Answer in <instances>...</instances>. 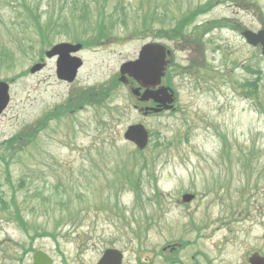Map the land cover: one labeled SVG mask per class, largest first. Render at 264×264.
<instances>
[{"label":"rangeland","instance_id":"rangeland-1","mask_svg":"<svg viewBox=\"0 0 264 264\" xmlns=\"http://www.w3.org/2000/svg\"><path fill=\"white\" fill-rule=\"evenodd\" d=\"M209 1L0 0V39L14 52L12 67L0 70V80H14L10 104L0 117V143L37 126L35 140L16 156L0 153V202L13 200L26 220H36L39 248L54 256L56 264H62L57 258L63 255L73 264L76 256L91 264L106 248L123 251L124 264H149V250L193 241L192 225L202 235L201 264H243L251 249L264 252V58L234 29H261L264 0H217L209 15L196 18L180 34L172 32L185 9ZM34 14L49 45L40 44ZM104 19L107 33L97 29ZM223 19L230 20V29L213 30L195 49L185 45L194 39L197 25ZM77 39L85 44L77 54L83 67L72 85L56 80L53 60L36 75L28 72L42 50ZM97 39L100 43L94 44ZM18 40L17 49L13 42ZM149 42L167 46L180 68L196 59L198 65L205 63L206 68L209 63L224 71L197 67L183 75L171 73L179 94L177 114L143 119L133 111L128 91L118 87L101 111L86 106L56 120L49 116L71 93L118 77L120 65L135 59ZM247 68L260 74H248ZM222 76L233 82L222 84ZM247 81L257 84L253 100L239 96L233 86ZM137 123L152 134L150 146L140 155L123 139L126 128ZM223 135L232 146L230 178L225 177L227 151L221 153L220 148ZM249 152V159L242 160ZM240 164L249 171L240 175ZM126 176L128 183H136L140 199ZM187 193L197 196L188 209L178 203ZM100 201L105 213L97 214ZM3 212L8 211L0 209ZM91 224L95 228L89 230ZM9 233L10 238L19 237ZM186 249L191 257L192 243ZM216 254L220 259L213 263Z\"/></svg>","mask_w":264,"mask_h":264},{"label":"water","instance_id":"water-1","mask_svg":"<svg viewBox=\"0 0 264 264\" xmlns=\"http://www.w3.org/2000/svg\"><path fill=\"white\" fill-rule=\"evenodd\" d=\"M243 37L247 41V44L262 46V53L264 56V29L258 33H252L251 31H245ZM81 49V45H71L67 43L54 46L47 52L46 57L51 59L54 56H58L56 63V76L59 80L71 83L74 81L78 69L82 66L80 59L72 57L71 54L77 53ZM166 50L163 46L158 44H147L141 48L138 59L136 61L124 63L120 67L121 79L125 82L126 76L133 78L140 87L145 88L141 100L148 101L153 100L160 105H164L165 109H170V106H166V103H172V94L168 93L169 89L162 87L158 91L152 92L149 89L160 85L161 78L163 76L164 67L166 65ZM44 67L43 64L34 65L30 72L32 74L40 71ZM10 86L8 83L0 81V115L6 109L10 97ZM137 90H133L137 93ZM124 139L135 144L140 150H144L148 142V133L141 125L129 126L125 131ZM122 256L119 252L114 250L106 251L103 258L98 264H121ZM45 264L43 259H38ZM251 264H264V259L259 257H252L250 259Z\"/></svg>","mask_w":264,"mask_h":264},{"label":"flooded vegetation","instance_id":"flooded-vegetation-1","mask_svg":"<svg viewBox=\"0 0 264 264\" xmlns=\"http://www.w3.org/2000/svg\"><path fill=\"white\" fill-rule=\"evenodd\" d=\"M166 76L162 80V85L169 86V80ZM135 86V84H134ZM170 87V86H169ZM143 92V91H142ZM177 98V97H176ZM148 106L153 108L155 105L152 102L148 103ZM135 108H140L139 105H135ZM2 218L3 221H0V232L3 235L0 239V264H35L34 256L37 252H39L41 249L39 248V241H40V230L38 229L39 226L36 222H29L25 226L23 223L16 222L17 218H21L20 214H3ZM96 224V223H95ZM95 224H91L89 227V230L91 228H95ZM197 228V225H193V230L191 231L193 233V241L189 242H181L178 245H166L162 247H157V249H151L148 251L147 259L150 260L149 264H156V261H161L160 264H201L202 253L200 252V239L199 235L200 231ZM9 231H12L19 235L17 239L10 238L11 235ZM192 243L194 247L193 255L190 257L189 251L186 249L187 245ZM35 244H37L35 246ZM96 244L91 246L92 248L95 247ZM197 246V247H196ZM219 248V247H218ZM83 249L80 248L78 250V254H82ZM253 253H258L260 256L264 257V253L253 251ZM103 254V252H102ZM100 254V256H102ZM54 260V256L51 254L49 255ZM100 256L91 264H96ZM178 256V258H177ZM76 256L75 258V264H85L81 262ZM248 257V255L245 257V259ZM65 255L59 256L57 259H59L62 264H73V260H69V258H66ZM177 259V260H176ZM220 256L218 254L213 257L211 260L212 262L216 263L215 260L219 261ZM208 259H205L204 262H207ZM245 261V260H244ZM244 263V262H243ZM55 264V261H54ZM159 264V263H158Z\"/></svg>","mask_w":264,"mask_h":264},{"label":"trees","instance_id":"trees-1","mask_svg":"<svg viewBox=\"0 0 264 264\" xmlns=\"http://www.w3.org/2000/svg\"><path fill=\"white\" fill-rule=\"evenodd\" d=\"M23 8L26 10V12H28V14L32 15V9L30 8V5L25 4L23 5ZM199 13H202V12L200 11ZM33 18H34L36 27L39 28V31H40L39 34H41L42 36V41L40 44L43 46L49 45L46 42L47 40L43 37L42 27L38 23L35 14ZM13 43L17 46V49L20 48L19 44H21V40L14 41ZM9 44H12V42H9ZM13 60H14V52L11 50L10 46L7 43L3 42L0 39V70L12 67L11 65L13 63ZM249 72H251V70H249ZM110 93L111 92L108 91L107 89L99 90L95 88L94 90H90V92L88 90L87 92L81 91L79 93L72 94L70 95V98L67 99V101L64 104V107L60 109V112H58V114H55V115L50 114L49 116L58 117L70 111L78 110L79 107H83L86 105H89V106H100L101 105L102 106L103 103L110 96ZM36 134H37V126L29 127L27 129L20 131L19 133L13 135L9 139L0 143V153L3 152L5 155L16 156L17 153L21 152L25 147H27L31 142L35 140L36 137L34 136H36ZM24 140L26 141L25 143H23ZM5 173L7 176L6 180L9 181L10 175L6 171ZM8 205H11V207L14 208L15 212H19V209L15 202L6 203V202H3V200L0 202V208L2 210H6Z\"/></svg>","mask_w":264,"mask_h":264}]
</instances>
